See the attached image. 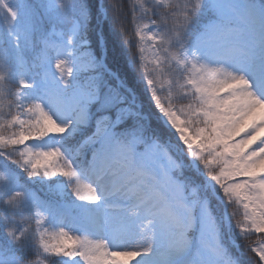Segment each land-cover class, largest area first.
I'll return each mask as SVG.
<instances>
[{"label":"snow or ice","instance_id":"1","mask_svg":"<svg viewBox=\"0 0 264 264\" xmlns=\"http://www.w3.org/2000/svg\"><path fill=\"white\" fill-rule=\"evenodd\" d=\"M0 264H264V0H0Z\"/></svg>","mask_w":264,"mask_h":264},{"label":"trees","instance_id":"2","mask_svg":"<svg viewBox=\"0 0 264 264\" xmlns=\"http://www.w3.org/2000/svg\"><path fill=\"white\" fill-rule=\"evenodd\" d=\"M117 54H119V50L117 49ZM121 59H122V57H121ZM180 103H186V101H177V106H179L180 105ZM35 190L37 191V194L40 196V197H42V198H46V197H48V193H46V192H44L43 190H41L40 188H39V186H35ZM242 243V242H241Z\"/></svg>","mask_w":264,"mask_h":264}]
</instances>
